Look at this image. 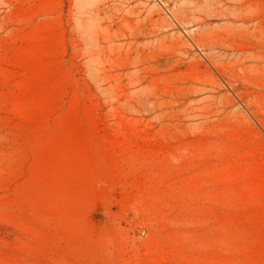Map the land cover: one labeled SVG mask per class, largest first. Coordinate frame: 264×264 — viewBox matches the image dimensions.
Masks as SVG:
<instances>
[{
	"label": "rangeland",
	"instance_id": "rangeland-1",
	"mask_svg": "<svg viewBox=\"0 0 264 264\" xmlns=\"http://www.w3.org/2000/svg\"><path fill=\"white\" fill-rule=\"evenodd\" d=\"M0 264H264V0H0Z\"/></svg>",
	"mask_w": 264,
	"mask_h": 264
}]
</instances>
